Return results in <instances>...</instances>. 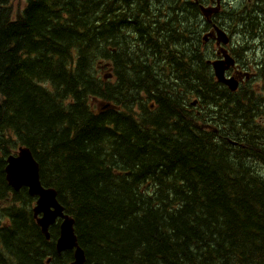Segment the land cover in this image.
<instances>
[{
	"label": "trees",
	"instance_id": "16d2710c",
	"mask_svg": "<svg viewBox=\"0 0 264 264\" xmlns=\"http://www.w3.org/2000/svg\"><path fill=\"white\" fill-rule=\"evenodd\" d=\"M0 1V264L69 262L52 256L58 226L46 240L35 199L5 180L19 147L73 218L85 264H264V128L241 126L221 99L197 6L159 0L170 4L169 39L135 42L113 39L129 27L111 0ZM171 64L177 97H164L162 119L135 113L146 81ZM134 67H146L130 79L138 88L128 84ZM191 96L192 117L182 104ZM209 103L232 117L210 120Z\"/></svg>",
	"mask_w": 264,
	"mask_h": 264
},
{
	"label": "flooded vegetation",
	"instance_id": "af4514ba",
	"mask_svg": "<svg viewBox=\"0 0 264 264\" xmlns=\"http://www.w3.org/2000/svg\"><path fill=\"white\" fill-rule=\"evenodd\" d=\"M203 5L206 8L216 6L213 0H204ZM108 9L112 13L116 12L127 18L129 28L113 35V39L116 41L131 39L135 42H141L147 36L167 38L170 35L171 10L170 4L167 2L163 3L159 0H111L108 2ZM229 9L230 7H227L225 0H221L219 13L213 14L202 21L204 23L203 35L212 36H208L207 42L203 43L200 49H203L207 71L212 82L221 89V99L229 105L232 103L231 106L235 108V121L237 123L241 122V126L246 121H252L264 128V2L240 0L235 16L231 15ZM144 20L147 22H143ZM158 22H161L162 27L165 25L166 28L162 31L159 30ZM215 28L221 29L226 34L227 41L225 43L217 44L214 40ZM172 53L170 50H166V52L153 51L154 55L161 56H168ZM187 54H194V51L189 50ZM194 60L196 59L191 57L187 61L193 64ZM169 62L172 63L173 59H170ZM218 62L223 63L224 81L231 82L234 90H230L225 82L217 80L213 65ZM137 69H142L145 73L146 67H134L133 70L129 71L128 84L130 88H138L143 82L130 83L131 78H136ZM162 69L164 72L158 73V81H146L141 94L139 93V100L142 101L141 105L143 107L136 104L133 107V111L142 117L159 111L156 116L162 119L164 111H160V107L164 105L162 100L177 97L176 92L170 91V87L177 84L175 75L172 72V64ZM212 92H214L213 89H209L208 97L210 100L215 99V92L213 94ZM148 98L155 99V101L148 102ZM253 98L254 103L248 102ZM195 100H197V97L191 96L188 99L184 98L182 101V104H187L186 110L190 117L195 112L197 115L200 114V111H198L200 106L197 103L194 104L196 106L193 105ZM145 107L148 109L146 110ZM214 109V103L205 106L204 110L210 112L208 115L210 120L226 121L232 117L229 108L221 109L219 114L214 112ZM54 250L52 256L57 259V262H62L65 257H68L69 262L67 264L73 262L72 251L57 253L55 245ZM44 264H51L50 259Z\"/></svg>",
	"mask_w": 264,
	"mask_h": 264
},
{
	"label": "water",
	"instance_id": "95a60500",
	"mask_svg": "<svg viewBox=\"0 0 264 264\" xmlns=\"http://www.w3.org/2000/svg\"><path fill=\"white\" fill-rule=\"evenodd\" d=\"M202 1L194 0L196 3ZM219 1L215 0L216 6H219ZM200 12L203 17L208 18L213 14H217L218 8H206L200 4ZM215 34L218 43L227 41L225 35L218 28H215ZM208 36L212 35H206L203 40L206 41ZM213 69L217 80L225 82L230 90H234L231 82L223 79V63H215ZM106 109H108V106L102 107V110ZM5 162L4 173L8 185L14 191L25 188L29 197L36 198L33 217L36 219V223L46 240L49 239V228L59 221L58 237L55 241L57 253L72 251L73 262L71 264H84V252L79 247L74 234V221L65 214L64 207L57 199V192L52 188L42 186L39 177V165L33 158L31 151L26 147H19L16 154L7 157Z\"/></svg>",
	"mask_w": 264,
	"mask_h": 264
},
{
	"label": "rangeland",
	"instance_id": "374dc122",
	"mask_svg": "<svg viewBox=\"0 0 264 264\" xmlns=\"http://www.w3.org/2000/svg\"><path fill=\"white\" fill-rule=\"evenodd\" d=\"M188 1H192V0H188ZM225 3L227 4V7L228 6L230 7V9L228 11L229 12H232L233 10L237 9V7L239 6L240 0H225ZM12 5H13V9L14 10L17 9L18 6H19V5L17 6V4L15 2ZM0 6H1V1H0ZM21 7H22V5L19 8H21ZM186 14H187V11H186ZM187 15H189L190 17H192L194 14H191L190 12H188ZM214 17H216V16H214ZM184 24L187 25L188 23L187 22H184ZM158 28H159V30L162 31L163 29L166 28V26L164 25L162 27V23L161 22H158ZM169 37H170V35L167 36L166 40H168ZM141 71H142V69H137L136 75H135L136 78L140 77V72ZM34 204H35V202H34ZM0 207H1V205H0Z\"/></svg>",
	"mask_w": 264,
	"mask_h": 264
},
{
	"label": "bare ground",
	"instance_id": "6f19581e",
	"mask_svg": "<svg viewBox=\"0 0 264 264\" xmlns=\"http://www.w3.org/2000/svg\"><path fill=\"white\" fill-rule=\"evenodd\" d=\"M109 16V15H108ZM225 58V57H224ZM235 61V60H234ZM212 73V72H211Z\"/></svg>",
	"mask_w": 264,
	"mask_h": 264
}]
</instances>
